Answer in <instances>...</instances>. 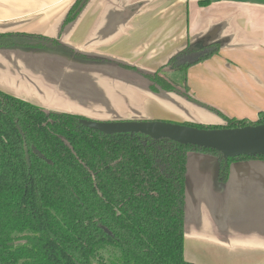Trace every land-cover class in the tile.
<instances>
[{"label":"crops","instance_id":"1","mask_svg":"<svg viewBox=\"0 0 264 264\" xmlns=\"http://www.w3.org/2000/svg\"><path fill=\"white\" fill-rule=\"evenodd\" d=\"M0 0V33L57 40L62 50L0 47V90L45 110L99 122H255L264 115V0ZM216 44L186 72L188 96L150 91L128 70L154 73L179 51ZM184 258L264 264V160L230 164L218 182L212 155L186 161Z\"/></svg>","mask_w":264,"mask_h":264},{"label":"trees","instance_id":"2","mask_svg":"<svg viewBox=\"0 0 264 264\" xmlns=\"http://www.w3.org/2000/svg\"><path fill=\"white\" fill-rule=\"evenodd\" d=\"M88 0H76L65 23ZM62 50L57 40L1 34L0 47ZM216 44L185 49L154 73L139 72L155 94L190 101L186 72L218 51ZM164 69L184 73L183 87ZM224 126L264 123L236 120L208 107ZM82 116L40 109L0 90V264H93L102 248L120 253L118 264H193L184 258L186 161L196 151L217 158L218 182L230 164L264 155L222 159L215 150L139 134L106 135ZM183 125L205 129L202 126ZM26 234L16 244L14 235ZM104 264V263H102Z\"/></svg>","mask_w":264,"mask_h":264},{"label":"water","instance_id":"3","mask_svg":"<svg viewBox=\"0 0 264 264\" xmlns=\"http://www.w3.org/2000/svg\"><path fill=\"white\" fill-rule=\"evenodd\" d=\"M103 134H139L152 140L166 139L184 146H195L215 150L226 161L242 155L259 157L264 155V123L241 128L199 129L183 124L162 121H115L86 122Z\"/></svg>","mask_w":264,"mask_h":264},{"label":"rangeland","instance_id":"4","mask_svg":"<svg viewBox=\"0 0 264 264\" xmlns=\"http://www.w3.org/2000/svg\"><path fill=\"white\" fill-rule=\"evenodd\" d=\"M163 73L175 84L179 85V87H183L182 83H183V79H184V73H182V71L176 73V72H171L168 69H164ZM177 95V94H176ZM179 96V95H178ZM192 101V100H191ZM218 117V116H217ZM220 119V123H208V124H195L198 126H202L205 129H208L209 126H224V122L223 120L219 117ZM89 120V119H88ZM160 121V120H159ZM158 121V122H159ZM163 122V121H162ZM166 122V121H164ZM171 124H184V123H180V122H168ZM191 124V123H188ZM193 124V123H192ZM27 236L26 234L23 235H14L15 238V242L16 244H22L25 243L27 241ZM120 260V253L119 251H117L116 249H111V248H102L100 250L97 251L96 256L93 258V264H118Z\"/></svg>","mask_w":264,"mask_h":264}]
</instances>
